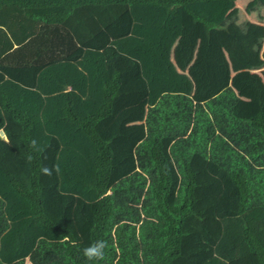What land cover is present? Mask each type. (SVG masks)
<instances>
[{
	"label": "trees",
	"instance_id": "trees-1",
	"mask_svg": "<svg viewBox=\"0 0 264 264\" xmlns=\"http://www.w3.org/2000/svg\"><path fill=\"white\" fill-rule=\"evenodd\" d=\"M215 1L222 0H0V67L24 71L29 80L33 72L70 59L93 41L106 38L104 47L108 38L101 34L131 10L181 7L210 29L212 24L189 7ZM105 57L107 82L93 114L94 109L86 117L76 113L71 91L46 98L43 126L54 136L42 153L31 146L38 124L1 93L3 123L12 124L21 152L16 166L2 167L6 172L0 181V264H23L26 257L33 264H112L105 257L87 261L83 250L96 241L106 243L105 232L113 229L129 235L124 243L119 241L126 251L125 264H173L177 259L182 264L199 259L200 264H264V211L258 212V204L247 200L249 187L237 172L229 177L240 195L239 218L223 220L220 250L208 263L197 252L182 253V226L197 202L191 160L194 154L207 158L212 121L187 94H163L145 113L146 135L135 146L142 126L129 124L138 122L147 108L143 81L137 66L114 48L107 49ZM252 125L264 131V115L254 116ZM127 146H135L137 169L148 181L142 197L133 183L114 184L113 192L125 191L123 195L109 192L112 179L129 172L114 156ZM44 167L51 175L42 173ZM231 187L227 183L226 192ZM231 196L228 203L224 195V204L211 214L217 217L222 209L227 216L236 206V195ZM135 234L137 239L130 237ZM130 242L137 246L130 248Z\"/></svg>",
	"mask_w": 264,
	"mask_h": 264
},
{
	"label": "crops",
	"instance_id": "crops-1",
	"mask_svg": "<svg viewBox=\"0 0 264 264\" xmlns=\"http://www.w3.org/2000/svg\"><path fill=\"white\" fill-rule=\"evenodd\" d=\"M216 2L217 1L211 3ZM174 8L178 13H174ZM189 10L192 12L191 7H189ZM167 13L169 14L168 17L165 16ZM155 16L158 20L161 19V22L166 23V25H162V27H160L161 25L157 27L154 26L156 27L154 28L155 30H159V28L160 30L165 29V31L172 29V31L175 32V35L174 37L172 35V39L171 36L163 39L158 38L160 40L156 41L153 50L157 51L164 61L172 59V66L176 72L173 71L174 69L171 70L168 64L165 65L169 70L167 75H171L173 83L171 80L169 82L166 81L160 83L155 75L153 77L148 76L149 73L144 69V63L140 60L138 55H134V57L126 56L124 53L121 54L119 51H116L120 55L127 57V59L137 66L139 76L143 81V91L145 94L142 101L144 103V108L145 106H147V108H145L144 114L140 117L138 122H132L129 125L142 126V138L136 142V146L146 135L144 123L145 113L150 107L158 102L163 94L167 93L187 94L189 98L196 103H200L207 111L213 124L214 134L207 144V158L205 159L200 154H194L191 160V167L197 178V186L195 190L197 202L194 207L193 216L186 218L182 226L183 238L181 240V251L185 255L197 252L202 261L208 263L212 257L215 256L217 250H220L218 241L221 240L225 233L222 225L223 220H236L239 218V215H237V208L240 195L238 189L230 180V173L237 172L245 179V182L249 187L247 200L250 202L254 201V203L258 204V212H260V210L264 211V131L252 125L254 116L259 113L264 115V53L262 56L260 52L261 47H264V40L259 44L250 43L247 39H243L242 41H235L234 39L235 43L238 44L239 50L242 51V54L252 46H260V50H258V60L254 62L252 59L250 66L249 64L242 63V57L239 53L229 49L226 45L225 50H223V41L217 36L218 28L214 26L213 23L208 22L212 24V27L209 29L203 22H197L194 20L190 15L184 12L181 7L163 8L162 10L157 11ZM167 18L174 19V23H176V25L174 24L175 27L168 26L170 24ZM192 19L194 26L191 27L190 21ZM188 23L189 27L187 26ZM248 23L252 24V22L249 21ZM198 25L201 28L204 25L208 30L204 28V30L201 31ZM192 29H194L195 32H198L194 37L189 36V34L192 33ZM152 31L153 28L146 33ZM208 31H211V34L208 33ZM107 38L108 40L111 39V37ZM169 38L170 41L168 42ZM140 39L141 37L137 39L134 38V40L137 41ZM94 42L95 41L89 43L87 46L81 47L73 54V57H85L86 62L84 66L82 64H73L75 66L68 69V71H64V68H57L56 66L59 65L51 63L41 68L43 70L50 69L51 73L57 72L62 78V83H66L68 86L65 87L62 85L61 87V82L59 80V84H54L53 82H55V79L52 75L48 80H45L44 78L41 79V82L44 84L40 83L39 78L42 74L40 69L32 73L34 81L39 83L36 84L37 87L34 86L30 88L36 90V96H42L39 100V104L36 105L37 111H41L38 112V118L44 134V138L41 140L47 141V138H49L48 133L43 126L41 116L42 110L45 107L46 97L61 92L71 91L75 97V106L79 109L81 106V109L85 111L95 109V105H93V92L98 91L95 88L98 87V85L91 83L89 80L92 78L90 73L93 66H95V59L101 55L106 58L105 51L109 49V47L105 48L102 53H99L100 50L92 48ZM102 42L103 44L106 43V38L102 40ZM154 42L155 40L153 43ZM165 42H168V45H165ZM219 45L221 46L220 52H218L217 49ZM99 49H102V46ZM120 51L122 52V50ZM219 59L220 66L223 68V63L228 61L225 64V73L221 74L223 75V78L220 79L219 83V86L221 87L218 86L219 89L214 90L211 86V91L217 92L215 94H208L209 92H206L202 87L201 73L206 72L211 74L206 66L211 62L217 63ZM6 70L15 71L13 69ZM105 70L106 69L103 68V72L106 73ZM187 71L190 75H187ZM213 71L214 69H212V72ZM23 72L24 71H22V73ZM162 73L163 70L161 71V74ZM69 75L71 81L68 79ZM74 77L75 80H80L81 82H78V85L72 89V85H69V83L73 81ZM224 81H226L225 84H223ZM212 82L213 79L212 81H209V83ZM213 85H218V83H214ZM199 89L204 90V94L203 92L198 91ZM206 89L208 90L210 87L207 85ZM220 91L223 92L221 96L218 95ZM100 92L102 93L103 91ZM205 95H207V97ZM223 101L225 103H223ZM76 102H78L77 105ZM4 124H6V122H4ZM125 126H128V124H125ZM0 128H2V126H0ZM6 134L4 133L2 135L3 139H1H5L6 143H9L12 149H9L8 147L9 157L7 160L4 158L2 162L11 163L14 167L16 166V159L18 158L21 149L15 132L14 134L11 132ZM123 135L126 139V133H123ZM36 139L37 137L35 133L34 140ZM16 141L18 147H15ZM47 142H50V139ZM135 146H127L123 151L115 153L114 155L116 159L118 158L120 165L123 166L124 169L129 168V172L125 174H123V172L116 176V178L112 179V184L109 188L111 196L114 194H124L125 191L119 193L113 192L114 184L115 187H117L118 184H121L123 187V183H133L134 186L132 185V188L135 192H138V190L140 191V197L145 193L148 181L147 178L137 169L134 155ZM47 147L48 146L44 144L43 151ZM43 151L38 152L42 153ZM227 183H231L232 187L226 192ZM129 191L130 189L128 192ZM231 193L236 195L234 197V204L236 202V206L231 207V210H227V216L224 215L225 211L223 212L222 209L219 211L217 217L211 214L214 209L224 204V195L227 198L228 203L231 202V198L233 197L231 196ZM129 205L131 204L129 203ZM128 208H130V206H128ZM140 219H142V216L139 220ZM90 221L91 219L83 223V227H86V224L88 226ZM128 237L129 235L127 233L115 231L114 229L111 233L108 231L105 232L107 247L104 257L108 263L111 261L112 264H125L126 251L124 254V246L122 243H124V240H127ZM130 237L137 239L136 234L135 236L130 235ZM119 241H122V243L119 244ZM213 241L215 242L213 243ZM136 246L137 243L130 242V248H135ZM209 251L213 254L210 255ZM26 258L24 259L23 264H33L29 257ZM137 258L139 259V257ZM178 260L179 259L173 264H182L181 262H178ZM2 264L9 263L3 262ZM188 264H200V259L195 260L192 263L189 262ZM222 264L232 263L230 261H223Z\"/></svg>",
	"mask_w": 264,
	"mask_h": 264
},
{
	"label": "rangeland",
	"instance_id": "rangeland-1",
	"mask_svg": "<svg viewBox=\"0 0 264 264\" xmlns=\"http://www.w3.org/2000/svg\"><path fill=\"white\" fill-rule=\"evenodd\" d=\"M169 7L172 8V6H166L164 8H169ZM190 7L192 10V14L196 15L202 20L204 19L207 22L213 23V25L218 28L217 36L220 37L221 40L223 41L222 44L223 50H225V45H226L229 49L239 53V55L242 57V63H246L247 65L249 64L250 66L252 59L254 60V62L258 60L257 57H258V50H260V46L258 45L252 46L242 54V51L239 50L238 44H236L235 41L236 40L242 41L243 39H247L248 41H250V43L260 44L262 40H264V0H236V1L222 0V1H217L216 3L210 2L207 4H194L192 6L190 5ZM175 12L178 13L174 8V13ZM156 13L157 12L155 10L152 11V9L131 10L129 13L121 17L110 28H108L101 34L102 39H104L105 36L111 37V39L108 40L107 44L104 47H102V49L99 48L102 46L103 42L99 40H96L92 44V48L96 50H100L99 53H102L105 48L109 47V48H115L116 51H119L121 54L124 53V55L126 56L128 55L134 57V55H138L140 57V60L144 63V69L146 70V72L148 71L149 73L148 76L153 77L155 75L160 83H164L166 81L169 82L172 79V77L171 75H167V72L169 70L165 65L168 64L171 70H173L174 69L172 66L173 60L168 59L167 61H164L163 58H161V55L157 53V51L153 50V48L155 47L157 40L166 38L168 36H171L172 39L175 35V32L172 31V29L165 31V29L160 30L159 28V30H155L154 28H156L159 25H161L160 27H162V25H166V23L161 22V19L158 20V18L155 16ZM165 16L168 17L169 14L167 13ZM167 20L170 24L168 25L169 27H175L176 23H174V19L167 18ZM248 21L252 22V24L248 23ZM190 24L191 27L194 26L193 19L190 21ZM187 26L189 27V23L187 24ZM198 27L199 29H201V31H203L205 28L204 25L202 28L199 25ZM152 28H153L152 32L146 33ZM205 29L208 30L207 28ZM197 33L198 32H195V30L192 29V33L189 34V36L194 37V35H196ZM208 33L211 34V31H208ZM139 37H141L139 41L134 40V38L137 39ZM154 40L155 42L153 43ZM169 41L170 38L168 42ZM168 42H165V45H168ZM220 47L221 46L219 45L217 48L218 52H220ZM120 50H122V52ZM260 52L261 55L263 56L264 47H261ZM85 62L86 60L84 56H76L71 59L56 61L53 63L59 65L56 66L57 68L62 67L64 68V71L65 70L68 71V69L78 64H82L84 66ZM227 62L228 61H225L223 63L224 68L220 66L221 65L220 59L218 60L217 63L211 62L209 63V65L206 66V68L208 69V71L211 72V74H208L206 72L201 73L202 87L204 90H206V92H209L208 94H215L217 92V91H211L212 90L211 86L213 87L214 90H218L219 87H221L219 86L220 79L223 78V75L221 74L225 73L226 71L225 64ZM94 63L95 66H93V69L90 73V76L92 78L89 80L91 81V83L98 85V87H95L96 90H98V92L97 91L93 92V96L97 92L96 95L97 97L93 99L94 101L93 105H95V109L92 112V114L100 106V103L102 101V94L100 91H103L107 82L106 73L103 72V68L106 69L105 66L106 58H104V56L101 55L97 59H95ZM212 69H214L213 72ZM162 70L163 73L161 74ZM173 71L176 72L175 69ZM40 72L42 73L41 77L39 78L40 83H43L41 82V79L44 78L45 80H48V78H50V76L52 75L54 79H57L61 82V87L62 85L65 87L68 86L66 83H62V78L57 72L51 73L50 69H44V70L40 69ZM186 73L187 75H190L188 71ZM25 77L27 76L25 75V73H22V71L15 72L0 67V101H1V93L6 92L9 100L16 106V108L21 109L24 113L28 114L32 119L35 120V122L38 124L37 127L38 141L41 142V148H43L44 144L48 146L50 142L47 141H49V139L51 141V138L54 136V134L52 135L50 132H47L49 136V138H47V141L41 140L42 138H44L43 136L44 134L42 132V128L40 125V120L38 118V112L41 111L40 110L37 111L36 105L39 104V100L42 98V96L40 97L36 96L35 95L36 90L30 88L34 86L37 87L36 84H38L39 82L37 83L36 81H34L33 79L34 77H31L29 80L25 79ZM210 77L213 79L212 83H209V81H212ZM68 79L69 81H71L70 75L68 76ZM78 82L81 81L75 80L74 77L73 81L70 82L69 85H72L71 88L73 89V87H76L78 85ZM53 83L59 84L58 82H53ZM214 83H218V85H213ZM225 83L226 81H224L223 84ZM207 85L210 87V89L208 90L206 89ZM24 86H28V87H24ZM204 90L199 89L198 91H201L204 94ZM189 93H193V92H189ZM222 93L223 92L220 91L218 95L221 96ZM100 94L101 96H99ZM205 96L207 97V95ZM46 98H45V106L47 105ZM49 103H50L49 106H54L53 102H49ZM77 103L78 102H76V105ZM223 103L225 102L223 101ZM92 110L85 111L81 109V106L80 109L77 106H75L76 113H78L79 116L82 117L88 116ZM0 125L2 126V128H0V143H2V142H6L5 139L2 140L3 139L2 135L4 133L6 134L11 132L12 134H14V132L12 131V127H11L12 124L9 121L7 124L3 123L1 111H0ZM8 147L9 149H12L11 146ZM8 147L4 148L0 144V181L2 179L5 180L4 175L6 170L2 171V167H5L4 165L6 164V162H2V160L6 157L8 159L9 157ZM15 147H18L17 141L15 142Z\"/></svg>",
	"mask_w": 264,
	"mask_h": 264
},
{
	"label": "clouds",
	"instance_id": "clouds-1",
	"mask_svg": "<svg viewBox=\"0 0 264 264\" xmlns=\"http://www.w3.org/2000/svg\"><path fill=\"white\" fill-rule=\"evenodd\" d=\"M31 146L37 151H43V148L38 146V142L36 140L31 142ZM54 168L57 172H59L60 169L58 164L55 165ZM41 171L45 175H51L52 173V170L47 167L42 168ZM105 247L106 243L104 241H96L83 250V255L87 261L103 260Z\"/></svg>",
	"mask_w": 264,
	"mask_h": 264
}]
</instances>
